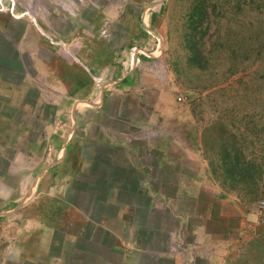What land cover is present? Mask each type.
Wrapping results in <instances>:
<instances>
[{"label": "rangeland", "instance_id": "374dc122", "mask_svg": "<svg viewBox=\"0 0 264 264\" xmlns=\"http://www.w3.org/2000/svg\"><path fill=\"white\" fill-rule=\"evenodd\" d=\"M96 19L98 25H111L113 52L129 58L135 53L151 62L147 70L164 77L159 101L173 110L161 113L134 146L154 166L152 188L162 186L155 156L197 154L205 172L201 183L234 212L231 239L237 242L225 264H264V210L258 207L264 200V0H0V264H49L46 258L22 261L24 241L33 254L50 245L48 257H61L60 231L51 241L45 234L30 241L22 237L21 209L40 200L47 206L44 200L58 182L55 169L72 172L78 152L96 160L115 150L94 138L95 125L86 137L77 115V127L69 133L81 142L74 147L77 153L54 144L61 115L56 105L65 102L63 87L54 85L48 71L49 59L66 50L67 33ZM132 25L138 42L142 36L151 43L128 40ZM149 140L166 144L143 143ZM59 154L69 157L65 167L55 160ZM106 163L89 161L86 173L62 178L69 182L68 200L87 215L82 231L68 229L81 234L65 247L67 264H175L162 254L178 251L185 252L179 264H208L192 255L199 251L191 245L196 238L190 221L171 219L177 209L191 207L186 194L145 193L142 176L102 175ZM187 163L193 169L197 164ZM118 182L126 184L123 191L109 192ZM43 214L49 216L47 210ZM212 228L223 234L221 222ZM117 233L128 235L133 247L120 251Z\"/></svg>", "mask_w": 264, "mask_h": 264}, {"label": "crops", "instance_id": "0c3cea01", "mask_svg": "<svg viewBox=\"0 0 264 264\" xmlns=\"http://www.w3.org/2000/svg\"><path fill=\"white\" fill-rule=\"evenodd\" d=\"M149 15L152 17L155 13L151 11ZM85 23L86 25L82 23L74 32L65 35L63 43L66 50H63L61 54L54 55L48 62V71L53 77L54 85L59 84L63 87L62 99L65 102L56 105V109L61 115L55 121L58 136L54 137V144L59 145L60 151L67 146L76 151L74 147L81 145L77 139L69 138L70 130L73 134L77 127V115L80 117V126L86 131V137L93 129L92 125H95L94 138L104 144L115 146V150L107 154L106 158L99 155L96 160L93 156L88 157L78 152L79 163L72 172L70 170L62 172L61 168L55 169L54 174L57 175L58 182L55 183L47 194V199L44 200L47 202V206L40 200L39 202L33 201L26 210L25 208L21 209V234L26 240H37V237L45 234L51 241L54 239L52 235L55 231H60L64 235L62 247L64 252L61 257H48L47 251L50 250V245L39 254H33L29 250L30 245L24 241L22 261L34 262L46 258L49 264H67L64 258L65 247L69 241L78 239L81 234V232H74L75 235H71L68 229L75 226L77 230L82 231L86 217H83L85 214L83 215L66 197L69 182L68 180L62 182V178H67L70 174L73 176L76 172L86 173L88 171L87 163L94 160L98 163L107 162L105 164L106 173L102 175L142 176L139 186L142 189L145 187V193L186 194L190 198L188 202L190 200L191 207L185 210L177 209L175 216L172 214V218H169L173 221L179 219L182 224H188L190 221V225L194 227L193 236L196 239H192L191 245L197 247L196 249L199 251L195 254L192 253L194 259L206 260L208 264H225L232 259L231 248L237 242V239H231V223L233 221L231 214L234 212L230 205L224 204L226 201L224 197L213 196L210 194L213 188L201 183L200 177L205 172L200 167L198 155L163 152L155 156L159 165L157 169L159 173L155 175L161 178L162 186L154 189L152 188L154 166L143 155L137 154L134 148L136 139H141L142 133L153 129V123L161 113L166 114L169 110H173L170 106H162L159 101L161 97L158 96L163 91V87L159 83L164 77H161L162 75L158 71L147 70L151 62L142 61L136 57L135 53L129 58L126 54H120L119 51L113 52L111 49L113 44L110 43L111 37L109 38L111 25L105 26L104 23L98 25L97 19L92 26ZM135 35L136 31L132 25L131 31H128L127 39L136 41ZM139 38V42H150L149 37L140 36ZM153 64L159 71L164 68L160 60H155ZM138 65L141 67L144 65V68H138L140 69L138 71L136 68ZM109 84H112L113 87ZM152 95H157L155 101L149 99ZM131 98L133 99L131 100ZM91 117L93 119H90ZM94 119L93 124L91 120ZM149 141H143V143L147 145L166 144V140H158L154 143ZM65 154L55 156L59 167H65L64 164L69 163V157ZM194 160L197 162L195 169L190 167V163L186 164V162ZM96 170H100V168ZM115 185V188H111L109 192H120L123 191L122 187H126L123 182H118ZM37 187L39 192L43 191L42 183H39ZM220 202L221 204H219ZM201 205L202 209H200ZM43 210L48 211V217L44 216ZM118 211L120 210L117 209L116 218L123 224L124 221L122 222L120 218L121 214L118 217ZM127 218L129 217H125V219ZM108 219L106 217L104 221L108 222ZM195 219L201 221H195ZM216 220L221 222V228L224 229L223 234H220L221 230L212 228ZM222 221L226 226L222 224ZM169 236L172 237L171 234ZM117 240L120 251H122L121 248L130 249L133 247L129 243L128 235L117 233ZM209 246H213L214 249L207 250L206 248ZM178 252L177 254L166 252L162 254V257H172L171 259L176 261L175 264H179V261L183 259V253L185 256V252Z\"/></svg>", "mask_w": 264, "mask_h": 264}, {"label": "built area", "instance_id": "2783aa9c", "mask_svg": "<svg viewBox=\"0 0 264 264\" xmlns=\"http://www.w3.org/2000/svg\"><path fill=\"white\" fill-rule=\"evenodd\" d=\"M184 100V98L182 96H178L177 97V101L179 103H181L182 101ZM258 207L260 210H264V200H260L259 203H258Z\"/></svg>", "mask_w": 264, "mask_h": 264}]
</instances>
